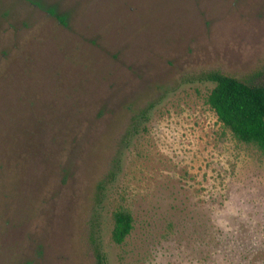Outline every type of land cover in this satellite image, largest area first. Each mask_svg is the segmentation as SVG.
<instances>
[{
    "label": "rangeland",
    "instance_id": "374dc122",
    "mask_svg": "<svg viewBox=\"0 0 264 264\" xmlns=\"http://www.w3.org/2000/svg\"><path fill=\"white\" fill-rule=\"evenodd\" d=\"M210 71L264 82V0H0V264H264V155Z\"/></svg>",
    "mask_w": 264,
    "mask_h": 264
},
{
    "label": "trees",
    "instance_id": "16d2710c",
    "mask_svg": "<svg viewBox=\"0 0 264 264\" xmlns=\"http://www.w3.org/2000/svg\"><path fill=\"white\" fill-rule=\"evenodd\" d=\"M46 11L64 23L63 15L58 16L52 8ZM203 80L213 84L206 103L221 126L235 140L254 145L264 155V82L257 83L219 71L207 72ZM140 119L145 122L147 117L144 113H134V129ZM111 220V240L120 244L132 230V214L127 208L117 206L111 212ZM93 251L95 264H105V257L98 248Z\"/></svg>",
    "mask_w": 264,
    "mask_h": 264
},
{
    "label": "flooded vegetation",
    "instance_id": "af4514ba",
    "mask_svg": "<svg viewBox=\"0 0 264 264\" xmlns=\"http://www.w3.org/2000/svg\"><path fill=\"white\" fill-rule=\"evenodd\" d=\"M48 12V11H47ZM49 13V12H48ZM50 14V13H49ZM56 18V17H55ZM63 24V23H62Z\"/></svg>",
    "mask_w": 264,
    "mask_h": 264
}]
</instances>
